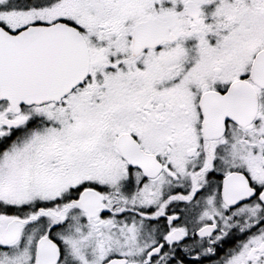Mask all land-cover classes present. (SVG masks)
Returning a JSON list of instances; mask_svg holds the SVG:
<instances>
[{"label": "snow or ice", "instance_id": "obj_1", "mask_svg": "<svg viewBox=\"0 0 264 264\" xmlns=\"http://www.w3.org/2000/svg\"><path fill=\"white\" fill-rule=\"evenodd\" d=\"M0 264H264V0H0Z\"/></svg>", "mask_w": 264, "mask_h": 264}]
</instances>
